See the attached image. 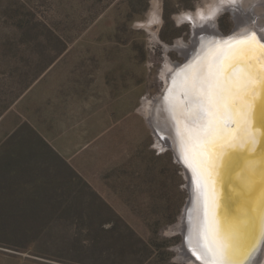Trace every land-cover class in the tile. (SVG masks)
<instances>
[{
	"label": "rangeland",
	"instance_id": "1",
	"mask_svg": "<svg viewBox=\"0 0 264 264\" xmlns=\"http://www.w3.org/2000/svg\"><path fill=\"white\" fill-rule=\"evenodd\" d=\"M224 2L0 0V264H194L188 178L144 104L195 51L180 16L227 35ZM234 2L264 24V0Z\"/></svg>",
	"mask_w": 264,
	"mask_h": 264
},
{
	"label": "bare ground",
	"instance_id": "2",
	"mask_svg": "<svg viewBox=\"0 0 264 264\" xmlns=\"http://www.w3.org/2000/svg\"><path fill=\"white\" fill-rule=\"evenodd\" d=\"M235 1V0H234ZM233 0H225L227 2L221 9L226 6L234 16L235 23L238 27L244 28L257 27L260 36H264V24H260L255 17L242 19L239 17V5ZM234 2V3H232ZM206 15L203 19H197L190 14L181 15L182 19H189L192 22L194 39L197 38V43L193 46L195 51L187 54V61L191 62L196 51L199 53L202 48L203 52L199 54L190 66H187L181 75L175 78L172 84L174 93L172 94L171 104L164 106L160 105L154 122L158 129V139L163 140V145L177 144V138L185 140L191 138V147H196L197 151H192L190 145V154L187 156L193 160L197 170L189 165L190 170L186 174L191 189V204L185 223L178 224V229L181 227L183 234L187 235L185 244L183 245L184 256H187L186 248L190 245L192 248V256L186 258L194 264H205L204 246L207 243L204 238L205 225L208 218L214 219L215 226L228 239L231 249L229 255L225 259V264H244L246 257L252 252L250 257L256 264H264V245L257 246L260 242L263 233L264 223V121L261 117L264 116V90L261 88V78H264V47L260 45L257 38L253 40L251 36H243L239 39L219 44L211 36L215 34L216 21L213 17ZM244 20H248V23ZM202 26V27H200ZM183 44V45H182ZM181 42L176 46L182 49L183 52H189L190 46ZM192 49V48H191ZM193 50V49H192ZM222 53L223 57L216 59ZM214 60V61H213ZM174 63H168L163 70V77L168 79ZM212 65L213 73L219 81H223L224 74L230 70L231 74L237 80H243L245 77H251L252 85L250 89L245 90L244 95L250 101L253 107L254 125H258L256 136L258 142L253 145V149L245 147L228 148L220 141H215L209 148V152L216 156L223 151L226 152V159L230 158L231 163L225 167L221 163L220 168L216 172L211 173V180L208 177V172L201 166L203 159L202 144L200 138L205 136L201 130L203 121L197 120L199 108L186 111L182 102L175 100L176 94L180 89H184L188 93L187 98L190 102L193 101L192 79L193 76ZM184 85V86H182ZM179 88V89H178ZM171 89V88H170ZM255 89L256 95H252V90ZM176 92V93H175ZM171 100V99H170ZM168 102V101H167ZM149 102L146 101L144 107L148 113L151 107H148ZM147 106V107H146ZM173 107L174 117H177V122L169 117L170 112H167V107ZM185 122V123H184ZM184 123V124H182ZM183 128L181 131L178 125ZM175 128V131H174ZM232 136H237V132H231ZM183 143H181L182 145ZM162 145V146H163ZM184 150L186 146L182 145ZM261 148V152L257 150ZM256 151V152H255ZM183 152V151H182ZM250 152H252L250 154ZM192 154V157H191ZM190 155V156H189ZM206 158L208 156L206 155ZM198 175L195 176V175ZM196 177V178H195ZM189 185V184H188ZM201 185L205 190V201L198 200L197 194L202 190ZM202 195V193H200ZM204 206L205 208H202ZM205 211V212H204ZM260 245V243H259ZM257 246L256 252L252 250ZM260 249H259V248ZM260 251H259V250ZM260 252V253H259ZM189 253V251H188ZM259 253V256L256 255ZM190 254V253H189ZM251 255V254H250ZM263 255V256H262ZM256 257V258H255Z\"/></svg>",
	"mask_w": 264,
	"mask_h": 264
},
{
	"label": "snow or ice",
	"instance_id": "3",
	"mask_svg": "<svg viewBox=\"0 0 264 264\" xmlns=\"http://www.w3.org/2000/svg\"><path fill=\"white\" fill-rule=\"evenodd\" d=\"M226 6L224 10H229ZM202 27V26H200ZM246 36L253 40L257 38L255 29L246 28ZM264 41V36L259 37ZM264 47V43L261 44ZM252 85L251 77L237 80L228 70L224 74L223 81H219L212 70V65L193 76L192 89L195 96V104L199 108L197 120L203 121L201 130L205 136L200 138L203 152H208V158L201 160V166L211 175L220 168L221 163L227 167L231 161L226 159V152L219 156L208 151V148L215 142L220 141L228 148L245 147L253 149L258 142L256 131L258 125L252 123L253 107L245 97L244 92ZM261 88L264 90V78H261ZM252 95L255 96V89ZM264 121V116L261 117ZM231 132H237L232 136ZM204 238L207 241L204 245L205 264H225V259L230 253L231 245L227 237L215 226L214 219L208 218Z\"/></svg>",
	"mask_w": 264,
	"mask_h": 264
},
{
	"label": "water",
	"instance_id": "4",
	"mask_svg": "<svg viewBox=\"0 0 264 264\" xmlns=\"http://www.w3.org/2000/svg\"><path fill=\"white\" fill-rule=\"evenodd\" d=\"M250 28H253V29H255V31H256V34H257V40H258V42L260 43V45L262 44V43H264V41H260L259 40V37H260V35H259V32H258V30H257V27H250ZM245 30H246V28H244V26H242V27H238V25L235 23V27L233 28V30L229 33V34H227V35H225V34H223L222 32H220L217 28H216V26H215V34L213 35V36H211V38H213V39H215L216 41H217V43H219V44H224L225 45V43H227V42H231V41H233V40H236V39H239V38H241V37H243V36H245ZM203 50H204V48H202L201 50H200V52L198 53L197 51H196V54L194 55V57H193V59H191V62H189V61H187V58H186V60H185V62L183 63V64H178V63H174V65H173V68H172V71H171V73H170V75H169V77H168V79H167V82L169 83L168 85H167V87H166V90H165V94H163V95H160L157 99H153L152 101V105L154 104L155 106H156V109L155 110H151L149 113H147V114H145V118H146V120H147V122H148V124L150 125V127L152 128V130H153V132L156 134V136L158 135V129H157V126H156V123L154 122V119L156 118L155 117V115H157V111H159V108H160V105H162V106H164V108H165V105L166 104H171V101H172V97H173V93H174V90H173V88L174 87H172V84L174 83V80H175V78L174 77H176L177 75H181V73L185 70V68L187 67V66H190L189 65V63H192L194 60H196V58H197V56L199 55V54H201L202 52H203ZM183 52V51H182ZM187 55V54H186ZM221 57H223V55H222V53L219 55V57H217L216 59H219V58H221ZM214 61V60H213ZM176 75V76H175ZM179 75V76H180ZM179 76H177V78L179 77ZM182 86H184V85H182ZM171 88V89H170ZM179 89V88H178ZM176 93V92H175ZM186 95H188V93H186L185 92V90L184 89H180V91H178L177 92V94H176V98H175V100H179L180 102H182V104H183V106H184V108H185V110L188 112V111H190V110H193V109H197L198 107L196 106V104H195V96H194V94H193V102L191 103L190 102V98H187L188 96H186ZM171 99V100H170ZM168 101V102H167ZM150 104V103H149ZM167 112H170V114H169V117L171 118V119H173V122H177V117H174V113H173V107H172V109H170L169 108V106L167 107ZM157 117H158V115H157ZM175 122V123H176ZM185 123V122H184ZM184 123H182V124H184ZM178 125V129H179V131H181L183 128L181 127V124H177ZM174 131H175V128H174ZM179 132H178V136H176L175 135V138H177V144H175V146H172V145H167V146H169V147H171L173 150H174V154H175V157H176V159L179 161V163L182 165V167L184 168V172H185V175L186 174H188L187 172L188 171H191L190 170V166L189 165H191V166H193L194 168H195V170H197V167L195 166V164L193 163V160L192 159H190L188 156H187V153L188 154H190V149H188L189 147H188V145H190V147H191V143H192V141H191V138H189V139H187L186 140V142L187 143H185V140L184 139H181L180 137H179ZM158 138V137H157ZM160 141V140H159ZM181 143H183L184 144V146H186L185 147V149L186 150H184V148H183V144L181 145ZM162 146V145H161ZM191 149H192V147H191ZM263 150V149H262ZM261 150V148H259L258 150H257V153L258 152H261L262 151ZM183 151V152H182ZM192 151H197V149H196V147L194 146V149H192ZM209 151V150H208ZM256 152V151H255ZM252 152H250V154H251ZM203 159H206V155L208 156V152H203ZM190 156V155H189ZM191 157H192V154H191ZM208 175V177H210V179L211 180H214L213 178H211V175H209V173L207 174ZM195 176H197L198 177V175L196 174ZM186 178H187V175H186ZM196 178V177H195ZM199 178V177H198ZM189 184V185H188ZM187 188H188V190H189V197H188V199H187V203H186V205H185V207H184V210H183V213H182V215H181V218H180V223L182 222V224L184 223V224H186L185 223V221H186V219H188L189 220V217L187 218V214H188V212H189V205L191 204V202H192V200H191V189H190V182H188V179H187ZM200 190H202L200 193H202V195L200 194V193H198L197 194V197H198V200H203V201H205V195H204V193H205V190H204V187L201 185V187L199 188ZM202 208H205L204 206H202ZM205 212V211H204ZM187 220V221H188ZM186 221V222H187ZM178 230H180L182 233H183V230L181 229V227L178 229ZM263 235H262V237H261V239H260V245H261V241L263 240V238H264V223H263V233H262ZM184 235V243L187 241L186 240V236L187 235H185V234H183ZM259 243L257 244V246H260L259 245ZM205 244H202V246H204ZM257 246L255 247V249L254 250H252L253 252L255 251L256 252V249H257ZM259 248V247H258ZM255 252H254V254H255ZM251 254V255H250ZM249 254V256L248 257H246V259H244L245 260V262H244V264H252L251 262H252V259L250 258L251 256H252V252ZM202 264V263H201Z\"/></svg>",
	"mask_w": 264,
	"mask_h": 264
}]
</instances>
